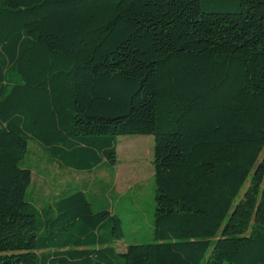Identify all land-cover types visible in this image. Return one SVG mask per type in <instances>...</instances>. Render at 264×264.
Segmentation results:
<instances>
[{"label": "trees", "instance_id": "16d2710c", "mask_svg": "<svg viewBox=\"0 0 264 264\" xmlns=\"http://www.w3.org/2000/svg\"><path fill=\"white\" fill-rule=\"evenodd\" d=\"M123 136L155 138L156 205L119 252L110 206L39 209L21 163L115 167ZM263 150L264 0H0V264H264Z\"/></svg>", "mask_w": 264, "mask_h": 264}, {"label": "rangeland", "instance_id": "374dc122", "mask_svg": "<svg viewBox=\"0 0 264 264\" xmlns=\"http://www.w3.org/2000/svg\"><path fill=\"white\" fill-rule=\"evenodd\" d=\"M154 146V136L119 137V163L90 173L61 167L48 158L39 143L31 142L21 163L33 173L28 201L41 209L66 189L84 188L95 209L108 205L122 218L125 237L116 245L119 252H125L130 245L152 243L156 205Z\"/></svg>", "mask_w": 264, "mask_h": 264}, {"label": "crops", "instance_id": "0c3cea01", "mask_svg": "<svg viewBox=\"0 0 264 264\" xmlns=\"http://www.w3.org/2000/svg\"><path fill=\"white\" fill-rule=\"evenodd\" d=\"M100 168H104V167H100ZM100 168H99V169H100ZM97 170H98V169H97ZM113 210H114V209H113Z\"/></svg>", "mask_w": 264, "mask_h": 264}]
</instances>
